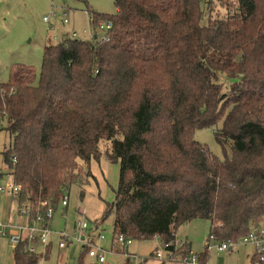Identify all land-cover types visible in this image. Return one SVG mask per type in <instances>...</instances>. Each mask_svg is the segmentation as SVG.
I'll return each instance as SVG.
<instances>
[{
    "label": "trees",
    "instance_id": "16d2710c",
    "mask_svg": "<svg viewBox=\"0 0 264 264\" xmlns=\"http://www.w3.org/2000/svg\"><path fill=\"white\" fill-rule=\"evenodd\" d=\"M113 3L111 15L87 9L91 28L112 22L105 40L67 35L44 46L38 71L12 65L0 82V130L10 134L0 178L11 173L18 201L45 217L66 207L73 182L83 197L90 161L103 155L119 166L100 218L113 216L111 250L123 251L119 235L172 249L174 229L196 218L208 221V241L236 243L264 225V0ZM205 127L223 158L194 139ZM39 256L12 247L13 264Z\"/></svg>",
    "mask_w": 264,
    "mask_h": 264
},
{
    "label": "rangeland",
    "instance_id": "374dc122",
    "mask_svg": "<svg viewBox=\"0 0 264 264\" xmlns=\"http://www.w3.org/2000/svg\"><path fill=\"white\" fill-rule=\"evenodd\" d=\"M88 8L108 15L115 12L113 0H0V82L8 80L12 65L23 63L38 71L46 44L58 43L72 32H75L76 38L92 39L88 33L82 32L85 28L91 29ZM44 16H49L48 21H44ZM62 18H66L67 22L62 23ZM193 137L206 145L210 152L223 158V150L214 138L212 127L196 128ZM9 144V132L1 129L0 173L7 171L1 153ZM226 152L228 155L229 150ZM118 168L117 162L109 161L103 155L99 160L90 161V174L82 185L83 197H79V181L73 182L66 193V207L59 204L52 211L47 223L46 241L39 240L34 243L37 254L40 255L36 264H77L81 254L87 264L95 262L94 258L84 252L85 246L78 239L76 225L82 220H85L89 227L83 233H89L91 228L92 246L103 251L105 264H124L125 253H129L131 264H192L180 259V253L183 254L180 250L173 259L162 261L154 257L153 252L160 245L157 238L130 240L128 244L119 242L124 252L111 250L113 216L110 214L102 220L100 218L105 202L114 199ZM1 179L5 180L4 177ZM18 202L8 193L0 191V264H13L14 245L9 239V234H4L5 230L1 226L8 222H26V218L16 212ZM97 219V227L93 228ZM173 232L175 240L186 243L189 254L198 257L199 261L193 264H200V258L205 259L206 264H252L248 258L251 249L253 251L251 246L236 242L230 250H219L217 241H208L206 219L196 218L184 222ZM61 233H65L67 238L63 239ZM60 242L63 243L61 247ZM207 242L208 249L205 257H202Z\"/></svg>",
    "mask_w": 264,
    "mask_h": 264
},
{
    "label": "built area",
    "instance_id": "2783aa9c",
    "mask_svg": "<svg viewBox=\"0 0 264 264\" xmlns=\"http://www.w3.org/2000/svg\"><path fill=\"white\" fill-rule=\"evenodd\" d=\"M232 3H235V0H231ZM49 16H44V21H48ZM62 23H66L67 19L62 18ZM112 22L110 20L99 21L96 25L91 29H83V33H88L91 36V40L94 42L103 41L107 38V31L111 27ZM68 37L76 38L75 32H72ZM5 180L3 181L0 178V191L8 193L13 199L19 200L20 197V187L17 185L11 173H7L4 176ZM61 204H67V196L64 195L61 199ZM18 207L16 212L20 215H23L26 218V222L24 224H17L15 222H8L7 224L1 226L5 232L4 234H9V239L12 243H14L13 247L16 245L22 244L23 249L29 253L37 254L34 243H38V241L45 242L47 238V223L45 222V218H49L52 215V208L48 207L46 209L45 217L41 215L31 216L30 208L25 201L18 202ZM41 205H45V202H42ZM88 230V224L86 221L82 220L76 225V231L79 236L78 239L84 244L85 247L88 248L87 254L88 256L94 258L97 262H104L105 256L102 250H98L97 248H93L92 246V237L91 234H84L83 231ZM91 233V232H90ZM63 239L67 238L65 233H61ZM118 242L122 244L130 243V239L124 238L119 235L117 237ZM237 242L249 245L253 248V254L257 255L260 260L264 259V225L259 226L255 230H251L246 236L239 239ZM159 248H156L153 252L154 257L159 260H165L167 258L173 259L175 257V249L182 245L181 242L174 240L173 248L170 249V243H161ZM233 244L227 242H221L218 244L219 250H227L230 249ZM59 246H63V243L60 242ZM180 259L183 262L196 263L199 261L198 257L195 255L184 254L181 255ZM200 264H206L205 261H200ZM257 264V263H256Z\"/></svg>",
    "mask_w": 264,
    "mask_h": 264
},
{
    "label": "crops",
    "instance_id": "0c3cea01",
    "mask_svg": "<svg viewBox=\"0 0 264 264\" xmlns=\"http://www.w3.org/2000/svg\"><path fill=\"white\" fill-rule=\"evenodd\" d=\"M185 244H186V243H185ZM230 249H231V248H230ZM230 249H227V250H230ZM252 254H253V251H252V249H251L250 253L248 254V258H249L250 262H251Z\"/></svg>",
    "mask_w": 264,
    "mask_h": 264
},
{
    "label": "water",
    "instance_id": "95a60500",
    "mask_svg": "<svg viewBox=\"0 0 264 264\" xmlns=\"http://www.w3.org/2000/svg\"><path fill=\"white\" fill-rule=\"evenodd\" d=\"M162 244L160 243V246H161Z\"/></svg>",
    "mask_w": 264,
    "mask_h": 264
}]
</instances>
